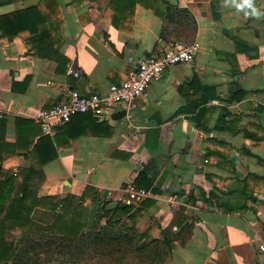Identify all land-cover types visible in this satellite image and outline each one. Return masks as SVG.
Here are the masks:
<instances>
[{
  "label": "crops",
  "instance_id": "0c3cea01",
  "mask_svg": "<svg viewBox=\"0 0 264 264\" xmlns=\"http://www.w3.org/2000/svg\"><path fill=\"white\" fill-rule=\"evenodd\" d=\"M38 2L6 0L0 14ZM255 2L264 10V0ZM46 9L62 12L61 38L51 36L55 59L35 55L28 30L0 39V143L4 130L14 149L1 163L2 178L41 166L37 196H58L70 207L82 201L80 224L94 194L101 206L116 203L107 209L143 207L128 225L147 241L169 228L163 264H264V18L245 19L223 0H50ZM172 38L196 42L194 58L166 67L127 106L117 104L106 118L76 114L50 134L35 121L69 89L103 92L120 84L141 57ZM203 107L202 128L193 117ZM248 174L255 178L244 182ZM130 184L146 187L148 196L129 201ZM180 209L185 218L177 223ZM51 212L40 207L34 216L47 224ZM185 222L192 231L181 243ZM22 236L20 227L5 230L17 245Z\"/></svg>",
  "mask_w": 264,
  "mask_h": 264
},
{
  "label": "trees",
  "instance_id": "16d2710c",
  "mask_svg": "<svg viewBox=\"0 0 264 264\" xmlns=\"http://www.w3.org/2000/svg\"><path fill=\"white\" fill-rule=\"evenodd\" d=\"M3 1L6 0H0V4ZM49 2L50 0H39L37 4L0 14V39L12 38L20 31L28 30L30 36L27 40L35 55L55 59L51 52L58 54V49L53 48L56 41L52 40L51 36L56 33L58 40L61 38L62 12L55 13L46 9ZM186 36H192V32H188ZM243 95L244 92L234 99H240ZM207 99L208 97L200 98L194 107L204 104ZM205 109L200 108L193 117L199 127L203 123L199 121L198 116ZM0 122L4 127V119H0ZM3 133L4 130L1 131L0 143V264H39L48 260L79 264L164 263L173 240L169 228L163 229L161 238L147 241L135 226L128 225V222L134 221L142 214L143 207L132 210L131 204L122 203L107 209L101 206V200L94 194L91 207L86 211L87 219L80 224L78 218L84 210L82 201L70 207L58 196H37L36 189L45 177L41 166L20 167L15 174L2 178L1 163L6 153L14 152L13 146L6 142ZM42 139L50 140V137L43 135ZM51 155L55 157L56 152L52 151ZM248 175L244 182L255 178L253 174ZM246 195L248 196V193ZM81 199L83 200V194ZM45 206L53 213L51 212V219L47 224H41L36 220L34 212L37 208ZM58 207L60 211L57 212ZM176 215L177 223L185 218L181 209ZM102 218H105V221L101 224ZM8 227H20L23 230V244L17 245L6 239L5 230ZM180 230V242L185 243L191 234L192 224L185 222ZM176 236L177 234L174 238Z\"/></svg>",
  "mask_w": 264,
  "mask_h": 264
},
{
  "label": "built area",
  "instance_id": "2783aa9c",
  "mask_svg": "<svg viewBox=\"0 0 264 264\" xmlns=\"http://www.w3.org/2000/svg\"><path fill=\"white\" fill-rule=\"evenodd\" d=\"M197 49L194 41L185 42L172 38L166 48L141 57L136 67L128 72L120 84H109L103 92L69 89L63 99L40 108L34 116L35 121L43 132L50 134L76 114L90 113L96 118H106L117 104L127 106L134 98L144 94L149 83L160 78L166 67L191 61ZM68 72L79 75L77 70L69 69ZM125 191L129 201L133 203L141 202L149 194L147 188L134 184L126 186Z\"/></svg>",
  "mask_w": 264,
  "mask_h": 264
},
{
  "label": "clouds",
  "instance_id": "9594fccd",
  "mask_svg": "<svg viewBox=\"0 0 264 264\" xmlns=\"http://www.w3.org/2000/svg\"><path fill=\"white\" fill-rule=\"evenodd\" d=\"M224 7L234 8L237 13H243L244 18H264V10L256 6L255 0H223Z\"/></svg>",
  "mask_w": 264,
  "mask_h": 264
},
{
  "label": "water",
  "instance_id": "95a60500",
  "mask_svg": "<svg viewBox=\"0 0 264 264\" xmlns=\"http://www.w3.org/2000/svg\"><path fill=\"white\" fill-rule=\"evenodd\" d=\"M115 202H111V201H107V208H110V207H113V206H115Z\"/></svg>",
  "mask_w": 264,
  "mask_h": 264
}]
</instances>
